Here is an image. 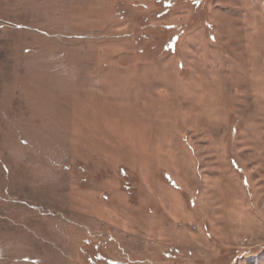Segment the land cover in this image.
I'll return each mask as SVG.
<instances>
[{"label": "rangeland", "instance_id": "obj_1", "mask_svg": "<svg viewBox=\"0 0 264 264\" xmlns=\"http://www.w3.org/2000/svg\"><path fill=\"white\" fill-rule=\"evenodd\" d=\"M0 264H264V0H0Z\"/></svg>", "mask_w": 264, "mask_h": 264}]
</instances>
